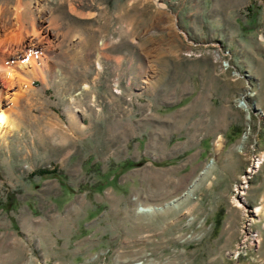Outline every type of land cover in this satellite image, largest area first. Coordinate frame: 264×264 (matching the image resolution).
I'll return each instance as SVG.
<instances>
[{
    "label": "rangeland",
    "instance_id": "rangeland-1",
    "mask_svg": "<svg viewBox=\"0 0 264 264\" xmlns=\"http://www.w3.org/2000/svg\"><path fill=\"white\" fill-rule=\"evenodd\" d=\"M18 6L59 39L3 100L0 264H264V0Z\"/></svg>",
    "mask_w": 264,
    "mask_h": 264
},
{
    "label": "bare ground",
    "instance_id": "bare-ground-1",
    "mask_svg": "<svg viewBox=\"0 0 264 264\" xmlns=\"http://www.w3.org/2000/svg\"><path fill=\"white\" fill-rule=\"evenodd\" d=\"M15 10L13 21L8 19L6 10L0 9V139L14 130V122L5 111L3 100L9 98L17 106L21 96L32 95L33 81L23 79V73L25 74L29 69L31 71H28V74L32 72V77L36 79L40 77L45 81L42 72L53 68L49 60V52L58 45L59 39L47 28H36L35 23L31 22L29 29L23 20L25 18L22 17L21 7L18 6ZM42 22L44 24L43 19ZM11 59L15 60L16 66L8 68L6 62ZM16 85L19 86V92L11 94V88ZM150 211V208L143 210V212ZM259 213L261 209L257 207L255 214Z\"/></svg>",
    "mask_w": 264,
    "mask_h": 264
}]
</instances>
